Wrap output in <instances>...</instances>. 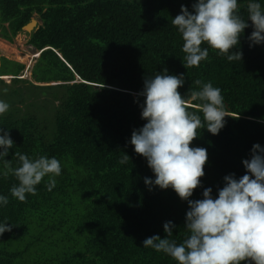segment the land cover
Wrapping results in <instances>:
<instances>
[{
  "label": "trees",
  "instance_id": "trees-1",
  "mask_svg": "<svg viewBox=\"0 0 264 264\" xmlns=\"http://www.w3.org/2000/svg\"><path fill=\"white\" fill-rule=\"evenodd\" d=\"M264 5V0H259ZM195 0H0V38L14 43L37 17L39 28L29 44L39 54L31 80L25 65L0 56V99L10 105L0 127L10 131L15 152L56 157L62 172L48 191L47 177L24 202L10 196L16 183L0 175V221L15 227L0 237V264H175L163 253L143 248L153 235L180 242L188 204L171 190L145 186L154 179L146 160L129 143L141 119L137 94L146 76L167 69L185 77L182 96L196 90L194 81L211 82L224 96L230 117L218 135L201 130L190 146L207 149L202 188L191 199L213 196L223 178L246 172L254 144L264 147V44L250 47L253 28L244 30L242 60L229 62L209 49L199 67L185 68L182 39L171 20L181 5ZM247 19V0H238ZM41 53V54H40ZM190 110L196 111L195 107ZM127 154L125 164L119 161ZM3 165L0 164V171Z\"/></svg>",
  "mask_w": 264,
  "mask_h": 264
},
{
  "label": "clouds",
  "instance_id": "clouds-1",
  "mask_svg": "<svg viewBox=\"0 0 264 264\" xmlns=\"http://www.w3.org/2000/svg\"><path fill=\"white\" fill-rule=\"evenodd\" d=\"M238 6V0H195L191 11L181 5L171 23L183 41L182 63L186 69L206 61L209 49L229 62H241L242 52L232 50L239 48L249 21L253 28L249 46L264 44V5L259 0H247V19L239 14ZM194 83L197 89H189L182 96L178 89L185 84L184 75L168 74L164 69L146 76L137 94L143 97L140 115L145 123L133 130L129 143L153 173L154 179L144 178L145 186L149 191L154 187L171 189L188 204L184 224L187 234L180 242L172 239L176 226L168 221L163 224L165 238H146L143 248L163 253L175 264H264V147L258 143L252 146L250 159L242 161L245 174L240 178L226 175L215 197L208 187L201 199H191L194 190L203 187L201 178L208 153L206 148L190 145L201 130L218 135L225 118L231 116L219 87L199 79ZM193 107L197 110H190ZM9 109L10 105L0 99V116ZM14 146L10 131L0 127V175L7 177L10 173L16 180L9 189L10 196L24 202L28 195L37 194V186L46 177L45 186L52 191L62 172L60 160L15 152L17 164L13 167L6 157ZM129 159L124 154L119 162L125 164ZM8 203L9 197L0 194V207ZM13 227L7 220L0 221V237Z\"/></svg>",
  "mask_w": 264,
  "mask_h": 264
},
{
  "label": "rangeland",
  "instance_id": "rangeland-1",
  "mask_svg": "<svg viewBox=\"0 0 264 264\" xmlns=\"http://www.w3.org/2000/svg\"><path fill=\"white\" fill-rule=\"evenodd\" d=\"M40 24L39 22V26ZM29 35L30 34L23 31L12 44L0 38V56L25 65L26 69L23 73L24 76L21 78L31 80V72L39 56L38 52L29 44ZM3 78L7 83H10L12 80V76Z\"/></svg>",
  "mask_w": 264,
  "mask_h": 264
},
{
  "label": "water",
  "instance_id": "water-1",
  "mask_svg": "<svg viewBox=\"0 0 264 264\" xmlns=\"http://www.w3.org/2000/svg\"><path fill=\"white\" fill-rule=\"evenodd\" d=\"M39 28V21L37 19V17L33 18L31 20V22L26 25L24 28H23V31L27 32L28 34H32L33 32H35L37 29ZM1 63H0V70H1ZM0 79H3V77H0ZM13 79V77L11 78Z\"/></svg>",
  "mask_w": 264,
  "mask_h": 264
},
{
  "label": "bare ground",
  "instance_id": "bare-ground-1",
  "mask_svg": "<svg viewBox=\"0 0 264 264\" xmlns=\"http://www.w3.org/2000/svg\"><path fill=\"white\" fill-rule=\"evenodd\" d=\"M41 54V53H40ZM38 56H39V54H38ZM39 59V58H38ZM6 79V78H5Z\"/></svg>",
  "mask_w": 264,
  "mask_h": 264
},
{
  "label": "crops",
  "instance_id": "crops-1",
  "mask_svg": "<svg viewBox=\"0 0 264 264\" xmlns=\"http://www.w3.org/2000/svg\"><path fill=\"white\" fill-rule=\"evenodd\" d=\"M9 43V42H8Z\"/></svg>",
  "mask_w": 264,
  "mask_h": 264
}]
</instances>
